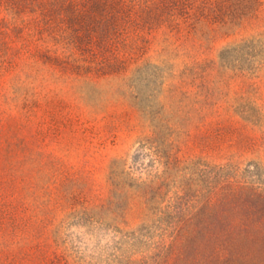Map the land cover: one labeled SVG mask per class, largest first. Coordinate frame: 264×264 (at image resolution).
Here are the masks:
<instances>
[{"label": "rangeland", "instance_id": "1", "mask_svg": "<svg viewBox=\"0 0 264 264\" xmlns=\"http://www.w3.org/2000/svg\"><path fill=\"white\" fill-rule=\"evenodd\" d=\"M42 1L0 4V264H264V0Z\"/></svg>", "mask_w": 264, "mask_h": 264}, {"label": "trees", "instance_id": "2", "mask_svg": "<svg viewBox=\"0 0 264 264\" xmlns=\"http://www.w3.org/2000/svg\"><path fill=\"white\" fill-rule=\"evenodd\" d=\"M37 1L40 6L46 5V1L42 0H0L1 3L11 4L12 7L20 13V8H23L30 2ZM49 1V0H47ZM97 8L101 13H107L110 18L116 22L123 24L127 30L131 29L139 35V32L145 27L161 26L165 23H170L172 20V10H187L186 3L177 0H162V5L156 6L154 3L151 7H146L141 4V0H95ZM168 7V12H164V8ZM152 8H154L152 10ZM187 16V13H185ZM115 26V25H114ZM117 27V26H116ZM242 234L247 237L260 235L264 240V227L257 229H244L241 230Z\"/></svg>", "mask_w": 264, "mask_h": 264}]
</instances>
